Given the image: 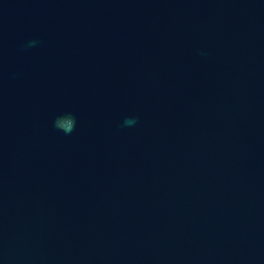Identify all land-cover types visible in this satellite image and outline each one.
Listing matches in <instances>:
<instances>
[{
    "label": "water",
    "instance_id": "95a60500",
    "mask_svg": "<svg viewBox=\"0 0 264 264\" xmlns=\"http://www.w3.org/2000/svg\"><path fill=\"white\" fill-rule=\"evenodd\" d=\"M0 264H264V0H0Z\"/></svg>",
    "mask_w": 264,
    "mask_h": 264
},
{
    "label": "clouds",
    "instance_id": "9594fccd",
    "mask_svg": "<svg viewBox=\"0 0 264 264\" xmlns=\"http://www.w3.org/2000/svg\"><path fill=\"white\" fill-rule=\"evenodd\" d=\"M136 123L134 119H126L124 124L126 126H132ZM76 126V119L71 114H66L63 116H59L54 121V127L58 130L64 132L65 134H71Z\"/></svg>",
    "mask_w": 264,
    "mask_h": 264
}]
</instances>
